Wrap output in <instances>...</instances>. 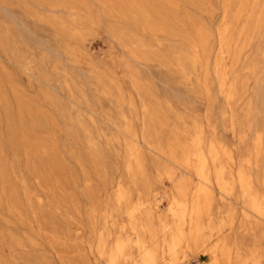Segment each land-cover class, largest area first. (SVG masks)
Masks as SVG:
<instances>
[{"label": "rangeland", "instance_id": "374dc122", "mask_svg": "<svg viewBox=\"0 0 264 264\" xmlns=\"http://www.w3.org/2000/svg\"><path fill=\"white\" fill-rule=\"evenodd\" d=\"M195 210L264 264V0H0V264H138Z\"/></svg>", "mask_w": 264, "mask_h": 264}, {"label": "bare ground", "instance_id": "6f19581e", "mask_svg": "<svg viewBox=\"0 0 264 264\" xmlns=\"http://www.w3.org/2000/svg\"><path fill=\"white\" fill-rule=\"evenodd\" d=\"M200 173L204 181L209 180V176L206 173L205 158L201 161ZM205 191V188L201 186L197 189L196 194L200 196ZM204 197L206 198L205 195ZM197 207L199 206L197 205ZM203 216L204 212L195 210L190 213L188 220L186 219L184 222L174 219L169 226V235H166L163 239L165 244L162 245L160 242H157L154 248L146 250L140 261H138V264H187L188 253H201L205 257L203 264L235 263L236 259L233 261L232 248L227 243L226 238L220 239L214 245H209L205 234Z\"/></svg>", "mask_w": 264, "mask_h": 264}, {"label": "built area", "instance_id": "2783aa9c", "mask_svg": "<svg viewBox=\"0 0 264 264\" xmlns=\"http://www.w3.org/2000/svg\"><path fill=\"white\" fill-rule=\"evenodd\" d=\"M191 264H202L201 261L199 259H193Z\"/></svg>", "mask_w": 264, "mask_h": 264}]
</instances>
